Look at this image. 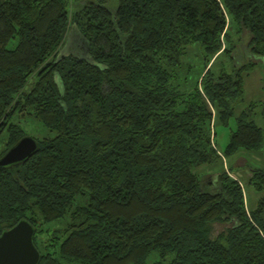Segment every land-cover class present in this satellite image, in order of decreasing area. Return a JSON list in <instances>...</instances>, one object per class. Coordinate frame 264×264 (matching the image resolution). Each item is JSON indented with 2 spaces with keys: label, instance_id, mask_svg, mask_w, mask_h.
Masks as SVG:
<instances>
[{
  "label": "trees",
  "instance_id": "trees-1",
  "mask_svg": "<svg viewBox=\"0 0 264 264\" xmlns=\"http://www.w3.org/2000/svg\"><path fill=\"white\" fill-rule=\"evenodd\" d=\"M68 5L0 0V157L26 135L17 118L49 131L0 167V232L28 220L39 264H264V194L248 210L227 163L264 154V100H245L264 0ZM231 28L250 36L240 61ZM73 29L86 53L59 55ZM249 173L264 192V163Z\"/></svg>",
  "mask_w": 264,
  "mask_h": 264
},
{
  "label": "rangeland",
  "instance_id": "rangeland-1",
  "mask_svg": "<svg viewBox=\"0 0 264 264\" xmlns=\"http://www.w3.org/2000/svg\"><path fill=\"white\" fill-rule=\"evenodd\" d=\"M69 2L68 9L70 12H73V9L71 8H76L80 3H86L90 2L92 0H67ZM98 1V0H94ZM74 2V3H73ZM77 2L78 5H74ZM73 3V4H72ZM117 0H107V5L110 7V9L114 10L116 6ZM227 24H228V19H227ZM77 33L76 30H71L70 31V37L69 39L65 42L63 47L59 51V55L62 54H69V52L72 53H78V54H85L86 53V46L84 44H81L80 47V52H76L75 49L78 46V43H74L75 36L74 34ZM231 36H233V41L236 43V49L234 54H236L237 58L240 59V56L247 51V43L249 42L250 36L247 31H242L241 34L236 33L235 28H231L230 30ZM189 57L187 58V61H190L191 58L195 57L196 54L200 51L198 46L196 47H190L189 48ZM247 53V52H246ZM222 62H225L224 60H227L224 56L219 57ZM230 60H227V62ZM226 64V63H224ZM264 61H261L260 65H258L254 70V72L247 76L245 79L246 85H245V90H246V102H257L258 100H264V92L262 91V86L264 83ZM217 65V64H216ZM228 65V63H227ZM231 66L227 67V70H230ZM30 85L28 86V88ZM245 105V104H244ZM16 120L19 121L20 126L22 127L23 131L26 133V135H30L32 137L36 138H42L44 137L45 134H49V131H47L39 122H37L35 119H33L32 116H26V117H19ZM261 123V121H260ZM235 127V119H231L229 121L228 126L224 125H218L216 126V144H217V149L219 152H222L223 149L226 147V145L229 142V136L232 130H234ZM6 134H4L1 138L0 141V153L4 151V148L6 146ZM264 151V150H263ZM258 154L256 153H241L240 155H236L234 158H231L230 161H228V165L232 168L231 175L234 176V178L239 179L242 183V186L244 187L245 191V197H246V208L249 210L251 209L255 203L260 199V197L264 194L262 193H257L253 187H247V180L248 177L251 176L249 173L250 168H255L258 167L259 165H262L264 163V154ZM226 163V162H225ZM225 164V166L227 165ZM216 168L213 170L211 168H208L207 165L201 166V168L197 169L196 171L201 174H212ZM249 170V171H248ZM60 222L54 223L53 227H61ZM46 227V226H45ZM44 240V237H43ZM154 255H151L148 259L149 262H156L159 258L156 256V253H153Z\"/></svg>",
  "mask_w": 264,
  "mask_h": 264
},
{
  "label": "water",
  "instance_id": "water-1",
  "mask_svg": "<svg viewBox=\"0 0 264 264\" xmlns=\"http://www.w3.org/2000/svg\"><path fill=\"white\" fill-rule=\"evenodd\" d=\"M37 140L25 135L0 157V167L15 166L28 160L38 150ZM36 229L26 219L0 232V264H39L41 253L33 237Z\"/></svg>",
  "mask_w": 264,
  "mask_h": 264
},
{
  "label": "crops",
  "instance_id": "crops-1",
  "mask_svg": "<svg viewBox=\"0 0 264 264\" xmlns=\"http://www.w3.org/2000/svg\"><path fill=\"white\" fill-rule=\"evenodd\" d=\"M75 39H76V42L78 43V47L81 46V44L85 45V43H83L81 37H79L78 35L75 36Z\"/></svg>",
  "mask_w": 264,
  "mask_h": 264
}]
</instances>
